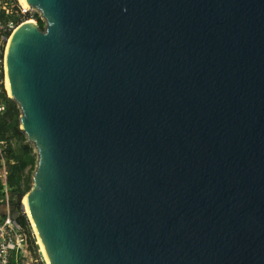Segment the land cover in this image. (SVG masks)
Instances as JSON below:
<instances>
[{"label":"water","instance_id":"obj_1","mask_svg":"<svg viewBox=\"0 0 264 264\" xmlns=\"http://www.w3.org/2000/svg\"><path fill=\"white\" fill-rule=\"evenodd\" d=\"M24 2L46 28L8 83L51 264H264V0Z\"/></svg>","mask_w":264,"mask_h":264},{"label":"built area","instance_id":"obj_2","mask_svg":"<svg viewBox=\"0 0 264 264\" xmlns=\"http://www.w3.org/2000/svg\"><path fill=\"white\" fill-rule=\"evenodd\" d=\"M29 10L13 0H0V264H47L28 208L13 194L9 141L2 134L8 101L13 100L7 88L8 48Z\"/></svg>","mask_w":264,"mask_h":264},{"label":"trees","instance_id":"obj_3","mask_svg":"<svg viewBox=\"0 0 264 264\" xmlns=\"http://www.w3.org/2000/svg\"><path fill=\"white\" fill-rule=\"evenodd\" d=\"M38 25L45 30L46 23L38 15L34 16ZM21 109L14 100L8 101L7 112L2 123V134L4 138L11 135L12 138L20 139L22 142L27 141L25 133L21 130ZM9 159L10 165V185L13 188V194L26 195L33 187V177L38 165V154L36 149L30 144H24L21 150H17L9 142Z\"/></svg>","mask_w":264,"mask_h":264},{"label":"rangeland","instance_id":"obj_4","mask_svg":"<svg viewBox=\"0 0 264 264\" xmlns=\"http://www.w3.org/2000/svg\"><path fill=\"white\" fill-rule=\"evenodd\" d=\"M15 1V4L18 6V7H21V3L19 0H13ZM28 9V8H27ZM29 14H27L26 17H24L25 19V22L28 21V20H34L35 22L36 19L34 18V16L38 15L39 17H41V19L43 20V16H42V13L36 9H33L32 7L29 6ZM44 21V20H43ZM22 115V114H21ZM21 118V117H20ZM21 120V119H20ZM26 135V134H25ZM9 137V142L12 143V145H14V147L17 149V150H21V147L24 145V144H30L32 145V147L35 148V146L33 144H31L28 139L26 142H22L20 139H17V138H12L11 135H7ZM27 137V136H26ZM36 149V148H35ZM27 195V194H26ZM26 195H22L23 197H25ZM24 199V198H23ZM39 240V239H38ZM40 244V243H39Z\"/></svg>","mask_w":264,"mask_h":264},{"label":"bare ground","instance_id":"obj_5","mask_svg":"<svg viewBox=\"0 0 264 264\" xmlns=\"http://www.w3.org/2000/svg\"><path fill=\"white\" fill-rule=\"evenodd\" d=\"M20 1V3H21V5L23 6V7H25V8H29V5H27L25 2H24V0H19ZM32 21V20H31ZM33 22V21H32ZM11 42H12V40L10 41V45H11ZM10 45H9V47H10ZM8 51H9V48H8ZM7 88H8V90H9V93H10V88H9V83L7 82ZM23 203L26 205V207L28 208V212H29V215H30V218H31V222L33 223V226H34V228H35V230H36V232H37V228H36V224H35V221H34V218H33V214H32V209H31V203H30V197H29V194H27L25 197H24V199H23ZM37 235H38V232H37ZM38 239H39V243H40V245H41V248L43 249V252H44V254H45V258H46V260H47V264H51V262H50V259H49V256H48V254H47V252H46V250H45V247H44V245H43V242H42V240H41V238H40V236L38 235Z\"/></svg>","mask_w":264,"mask_h":264}]
</instances>
